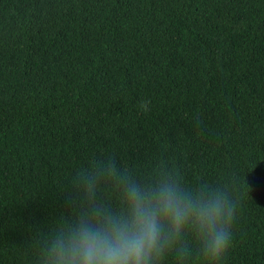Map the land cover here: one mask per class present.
<instances>
[{"label":"trees","instance_id":"trees-1","mask_svg":"<svg viewBox=\"0 0 264 264\" xmlns=\"http://www.w3.org/2000/svg\"><path fill=\"white\" fill-rule=\"evenodd\" d=\"M106 153L225 187L224 264H264V0H0V264H38Z\"/></svg>","mask_w":264,"mask_h":264},{"label":"clouds","instance_id":"clouds-1","mask_svg":"<svg viewBox=\"0 0 264 264\" xmlns=\"http://www.w3.org/2000/svg\"><path fill=\"white\" fill-rule=\"evenodd\" d=\"M59 190L71 211L42 236L38 264H224L231 246V194L174 168L140 175L106 153L66 173Z\"/></svg>","mask_w":264,"mask_h":264}]
</instances>
